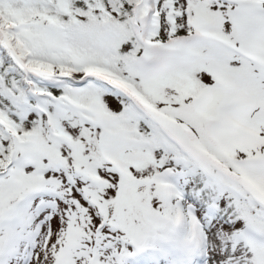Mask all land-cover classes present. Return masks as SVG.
<instances>
[{"label": "snow or ice", "instance_id": "snow-or-ice-1", "mask_svg": "<svg viewBox=\"0 0 264 264\" xmlns=\"http://www.w3.org/2000/svg\"><path fill=\"white\" fill-rule=\"evenodd\" d=\"M0 264H264V0H0Z\"/></svg>", "mask_w": 264, "mask_h": 264}]
</instances>
